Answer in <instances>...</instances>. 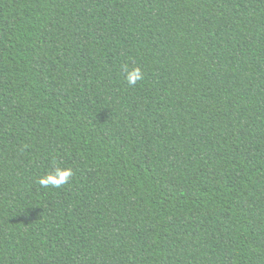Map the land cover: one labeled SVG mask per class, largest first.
<instances>
[{"label": "trees", "instance_id": "16d2710c", "mask_svg": "<svg viewBox=\"0 0 264 264\" xmlns=\"http://www.w3.org/2000/svg\"><path fill=\"white\" fill-rule=\"evenodd\" d=\"M0 264H264V0H0Z\"/></svg>", "mask_w": 264, "mask_h": 264}, {"label": "clouds", "instance_id": "9594fccd", "mask_svg": "<svg viewBox=\"0 0 264 264\" xmlns=\"http://www.w3.org/2000/svg\"><path fill=\"white\" fill-rule=\"evenodd\" d=\"M122 70L125 73L126 82L131 86H135L138 82L143 81L144 79V73L139 67H134L129 70V67L125 65ZM72 175L73 172L70 168L65 169L55 167L53 172L40 177L37 183L43 188H61L69 182Z\"/></svg>", "mask_w": 264, "mask_h": 264}]
</instances>
